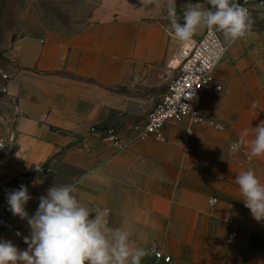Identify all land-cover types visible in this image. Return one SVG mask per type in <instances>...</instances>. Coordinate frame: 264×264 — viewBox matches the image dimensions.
<instances>
[{"label":"crops","instance_id":"obj_1","mask_svg":"<svg viewBox=\"0 0 264 264\" xmlns=\"http://www.w3.org/2000/svg\"><path fill=\"white\" fill-rule=\"evenodd\" d=\"M182 1L99 0L79 29L11 42L5 93L13 129L0 150V202L17 189L16 176L32 174L30 216L48 188L71 184L84 206L103 210L109 227L128 230L132 247L147 250L141 264H264V221L253 218L236 184L249 169L264 183V157L248 155L264 121V11L217 66L213 86L222 90L198 102L202 123H168L164 141L122 151L90 133L111 126L126 140L147 120L167 90L166 74H176L183 50L205 31L188 43L174 38L167 9L175 3L183 17ZM237 141L240 150L230 152ZM43 165L49 171L35 172ZM10 219L17 228L0 230V240L24 250L31 229L11 211Z\"/></svg>","mask_w":264,"mask_h":264},{"label":"clouds","instance_id":"obj_2","mask_svg":"<svg viewBox=\"0 0 264 264\" xmlns=\"http://www.w3.org/2000/svg\"><path fill=\"white\" fill-rule=\"evenodd\" d=\"M207 4L210 7L201 8L189 2L183 23L179 22L175 3L168 5L170 29L178 42H190L200 29L222 34L226 44L250 33L251 14L239 0H207ZM258 106L259 102L254 101L252 107ZM244 134L248 135L247 130ZM240 148V141L229 145L230 152ZM248 155L250 159L264 157V121L254 127ZM236 184L253 218L264 221V183L249 169L236 176ZM31 199L23 184L7 193L9 210L26 220L31 232L24 237L28 245L24 250L10 240H0V264H141L148 254L145 248L132 247L128 230L109 227L103 210L97 208L92 212L84 206L71 184L48 188L30 216L26 205Z\"/></svg>","mask_w":264,"mask_h":264},{"label":"built area","instance_id":"obj_3","mask_svg":"<svg viewBox=\"0 0 264 264\" xmlns=\"http://www.w3.org/2000/svg\"><path fill=\"white\" fill-rule=\"evenodd\" d=\"M193 3L197 0H191ZM239 3L246 7L251 18L253 15L264 11V0H239ZM244 39V38H243ZM239 39V40H243ZM237 40V41H239ZM224 42L222 34L205 29L203 35L182 52L180 63L176 74L168 72L166 74L167 90L155 107L148 114L144 123L132 127L134 134L124 139L115 128L111 126H92L90 133L99 135L104 142L122 151L132 143L141 140L164 141V127L168 123H181L189 120L191 123H202L203 119L198 110V102L208 92H219L221 86H213L215 81V70L217 66L229 54L232 45ZM10 77L1 71L2 91L7 92L6 82ZM5 148V142H0V150ZM49 171L46 166H36L35 172ZM23 184L29 190L33 189L35 179L32 174L18 175L12 181V187L19 188ZM217 199L211 200L212 204L217 203ZM16 225L10 219V210L7 197L0 202V230L12 232ZM237 236L234 232L231 238ZM155 256L165 263H170L171 257L157 251Z\"/></svg>","mask_w":264,"mask_h":264},{"label":"rangeland","instance_id":"obj_4","mask_svg":"<svg viewBox=\"0 0 264 264\" xmlns=\"http://www.w3.org/2000/svg\"><path fill=\"white\" fill-rule=\"evenodd\" d=\"M98 3L99 0H0V142L13 129V100L2 91L1 80V71L8 73L12 66L7 56L11 42L21 36H43L57 27L79 29ZM178 17L183 23L181 13Z\"/></svg>","mask_w":264,"mask_h":264}]
</instances>
